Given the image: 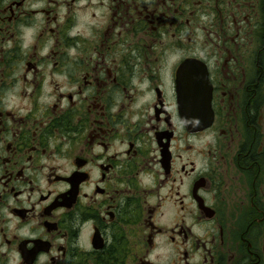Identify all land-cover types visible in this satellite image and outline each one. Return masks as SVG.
<instances>
[{
  "label": "flooded vegetation",
  "instance_id": "flooded-vegetation-1",
  "mask_svg": "<svg viewBox=\"0 0 264 264\" xmlns=\"http://www.w3.org/2000/svg\"><path fill=\"white\" fill-rule=\"evenodd\" d=\"M0 264H264V0H0Z\"/></svg>",
  "mask_w": 264,
  "mask_h": 264
},
{
  "label": "water",
  "instance_id": "water-1",
  "mask_svg": "<svg viewBox=\"0 0 264 264\" xmlns=\"http://www.w3.org/2000/svg\"><path fill=\"white\" fill-rule=\"evenodd\" d=\"M182 80V83L181 82ZM177 83L179 84L178 88H185L186 85L193 86L195 91H201L203 88H208L204 90L203 100H205V112H207L210 107V88L207 80V76L201 74V70L198 66L193 65L190 62H185L177 72ZM202 87V88H201ZM201 88V89H200ZM205 95V96H204Z\"/></svg>",
  "mask_w": 264,
  "mask_h": 264
}]
</instances>
